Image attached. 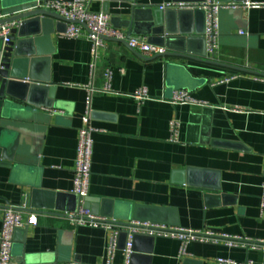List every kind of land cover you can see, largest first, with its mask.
Segmentation results:
<instances>
[{
	"label": "crops",
	"instance_id": "1",
	"mask_svg": "<svg viewBox=\"0 0 264 264\" xmlns=\"http://www.w3.org/2000/svg\"><path fill=\"white\" fill-rule=\"evenodd\" d=\"M252 1L261 6L222 13L215 56L208 50L201 55L205 45L193 33L201 20L194 17L170 19L175 34L161 46L170 55L159 59H145L114 40H105L94 57L90 40L63 38L65 24L54 22L55 33L43 41L35 63L39 77L49 75L55 87L51 107L13 120L5 136L16 150L12 169H0V235L7 207L22 210L25 222L28 213L40 212L37 226L15 232L13 264H125L128 240L122 249L117 234L112 253V231L74 227L64 218L80 205L73 188L83 128L94 130L88 197L99 200V217L129 222L138 205L172 208L180 226H164L216 235L217 243H189L185 256L177 240L143 241L130 264H218L220 258L264 264V251L248 250L244 241L231 248L222 238L264 241V82L253 80L264 78V0ZM181 3L205 1L138 4L162 16L166 26L165 14L180 10L161 7ZM132 6L129 0L89 3L125 33ZM182 53L192 58L175 55ZM143 87L150 98L139 103L134 94ZM183 90L207 105L168 102ZM174 119L178 142L170 138ZM36 189L43 193L34 200ZM47 197L50 209L35 207Z\"/></svg>",
	"mask_w": 264,
	"mask_h": 264
},
{
	"label": "built area",
	"instance_id": "2",
	"mask_svg": "<svg viewBox=\"0 0 264 264\" xmlns=\"http://www.w3.org/2000/svg\"><path fill=\"white\" fill-rule=\"evenodd\" d=\"M40 5L45 7L66 20V30L62 34L66 39L87 38L93 44V55L97 57L100 50L105 49V40H114L120 43H126L127 46L145 56L146 58H154L164 56L167 53L166 48L152 44L148 38L131 37L121 30L113 27L111 16L102 12L92 11L89 8L90 0H39ZM261 5L254 3L252 0L238 3H221L219 0H206L205 3L194 4H167L161 7L164 9L177 10H196L202 9L206 15V50L213 56L217 54L218 40L220 38V11L221 10H236V9H251L259 8ZM15 27L14 23H9L0 26V39H3L4 44L10 42V35ZM254 81L264 82V78L254 77ZM134 98L143 103L149 100L150 95L147 88L143 87L137 90ZM174 107L184 105L205 106V102L197 101L191 92L187 90L176 91L168 100ZM180 123L174 119L170 125L171 141L178 142V133ZM93 129L83 128L79 133V142L76 157V166L74 171V188L73 194L79 200V207L73 213H67L64 218L74 227L89 226L93 228H102L113 232V242L111 244V252L116 249V238L118 227L115 222L108 221L106 218L95 216L89 209L84 207L85 200L89 196V186L92 174V156H93ZM264 170V163H263ZM261 209L264 212V171L262 181ZM40 212L32 211L26 215V222L22 210L17 207H7L3 214L2 230L0 235V264H13V245L15 232L19 229H24L29 226H37ZM139 228L133 229L129 236L125 250V264H130L133 254V234L143 233L154 238L174 239L181 243V255H186L187 245L191 242L199 243H217L216 235L210 231H193L183 230L179 228L166 227L164 225L151 223H137ZM226 239V245L231 248L241 246V241L245 243L242 246L248 250L264 251V241H249L241 240V238H230L222 235ZM241 243V244H240ZM218 264H254L253 261L234 262L229 259L220 258ZM74 264V263H71Z\"/></svg>",
	"mask_w": 264,
	"mask_h": 264
},
{
	"label": "water",
	"instance_id": "3",
	"mask_svg": "<svg viewBox=\"0 0 264 264\" xmlns=\"http://www.w3.org/2000/svg\"><path fill=\"white\" fill-rule=\"evenodd\" d=\"M129 2L133 6L126 33L128 38L150 36V43L165 46V44L170 43L171 36L175 34L170 28V19H173L175 15L180 16L181 19L194 17L197 22L201 20L200 26L194 29L193 33L198 36V40L203 41L205 48L201 55L206 56V15L204 10L199 8L196 10L173 11L170 12L171 15L167 12L165 14L166 26H164L163 17L154 16L153 11L138 4L139 0H129ZM224 12L228 11L221 10L219 13L220 23ZM232 12H241V10L236 9ZM55 21L66 23L64 18L47 9L44 4L40 5L39 1L22 4L16 2V0H0V26L9 23L15 24L10 35V42L4 44L3 39H0V169H12V162L14 161L15 144L9 146L5 142V136L11 122L17 118L25 117L29 110H37L42 107L49 109L51 107L50 103L53 100L55 87L49 75L39 77L35 63L39 59L37 57L41 56L43 52L41 47L43 41H49L55 33ZM166 35L168 38L165 37ZM124 44L126 43L124 42ZM167 55H170V53L167 52L164 56L154 57V59L165 58ZM175 55L192 58L186 53ZM196 60L200 61L202 59ZM32 193L35 200L43 192L36 189ZM50 199V197H47L44 199L47 202H38L39 204H36L35 207L50 209L52 207V199ZM84 207L89 209L93 215H99V200L88 197L85 200ZM134 222L180 226L174 209L138 205L135 207L129 222H115L119 228L118 234L122 249L125 248L133 229L139 228ZM17 231H23V229ZM144 235L140 233L133 234L131 260L134 253L140 251L141 242L145 241L152 244L155 241L154 237Z\"/></svg>",
	"mask_w": 264,
	"mask_h": 264
}]
</instances>
